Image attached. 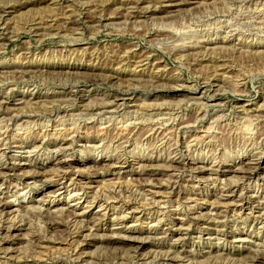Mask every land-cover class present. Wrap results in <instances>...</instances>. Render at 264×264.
Instances as JSON below:
<instances>
[{
	"label": "rangeland",
	"instance_id": "rangeland-1",
	"mask_svg": "<svg viewBox=\"0 0 264 264\" xmlns=\"http://www.w3.org/2000/svg\"><path fill=\"white\" fill-rule=\"evenodd\" d=\"M259 157L264 0H0V264H264Z\"/></svg>",
	"mask_w": 264,
	"mask_h": 264
},
{
	"label": "bare ground",
	"instance_id": "bare-ground-1",
	"mask_svg": "<svg viewBox=\"0 0 264 264\" xmlns=\"http://www.w3.org/2000/svg\"><path fill=\"white\" fill-rule=\"evenodd\" d=\"M163 2V1H162ZM182 2V1H181ZM175 6H177V5H170V8H173V7H175ZM169 12V11H168ZM11 14V13H10ZM117 108V107H116ZM9 111V110H8ZM19 114V113H18ZM95 114V113H94ZM164 117V116H163ZM27 120V119H26ZM252 121V120H251ZM6 122V121H5ZM44 122V121H43ZM78 123V122H77ZM44 124V123H43ZM160 124V123H159ZM65 125V124H64ZM101 125V124H100ZM76 126V125H75ZM72 127V126H71ZM44 129V128H43ZM82 130V129H81ZM64 131V130H63ZM68 131V130H67ZM100 131V130H99ZM252 132V131H251ZM74 133V132H73ZM27 134V133H26ZM178 136V135H177ZM90 137V136H89ZM63 143V142H62ZM40 145V144H39ZM33 146V145H32ZM57 146V145H56ZM34 147V149L33 150H31L30 149V151H26V152H24L25 154L26 153H28V154H33L34 153V150H35V148H38V147H35V146H33ZM19 148V147H18ZM66 148H67V146H66ZM55 149V148H54ZM22 151L23 150H25V148L24 149H21ZM55 152V151H54ZM58 152V151H57ZM56 153V152H55ZM6 154V153H5ZM257 159V158H256ZM253 160V159H252ZM61 161H63V160H61ZM65 161V160H64ZM13 162V161H12ZM66 162V161H65ZM60 163H62V162H60ZM123 163V162H122ZM264 164V158L263 157H259L257 160H255V161H253V162H251L250 164H249V168H251L250 170L251 171H255L256 170V168H258V167H262V165ZM21 165V164H20ZM19 164H16V162L15 163H11L10 161L7 163V162H5L4 163V165L2 166V168H3V174H4V176H7L8 174L9 175H12V174H16L19 170H21L20 168H19V166H20ZM61 165V167L62 168H64V169H66V168H70L71 167V163H64V164H60ZM60 165H59V167H60ZM122 165V164H121ZM125 165H126V163H125ZM137 165H139V164H137ZM145 165V164H144ZM102 166V165H101ZM124 166V165H123ZM127 166V165H126ZM248 166V165H247ZM81 167V166H80ZM92 167V166H91ZM103 168H106V166L105 165H103L102 166ZM264 167V166H263ZM1 168V169H2ZM125 169H128V168H130V170H132L131 172L132 173H134V165H129V166H127V167H124ZM114 169V166H111V169H109V170H104V169H98V170H104V171H112ZM248 169V168H247ZM115 170V169H114ZM23 171V170H22ZM45 171V170H44ZM43 171V172H44ZM89 171V170H88ZM93 171V170H92ZM114 172V171H113ZM19 173V172H18ZM103 173V172H102ZM120 173H121V171H120ZM248 173V172H247ZM38 174V176L36 177V180H35V183H37V182H40L41 180H43L44 178V173H41L40 171L37 173ZM122 174V173H121ZM252 174V173H251ZM31 175V174H30ZM144 175V174H143ZM40 176V177H39ZM41 179H39V178ZM53 178V177H52ZM129 178V177H128ZM69 179H70V174L66 171V172H62L61 174H60V179H59V181H60V184H57V190L55 191V192H53L54 194H58L60 197L61 196H69V198H77L78 200L77 201H79V203H77L76 205H75V207H73L72 209V211L73 212H75L76 213V217L79 219V217H82V216H84V212H82V213H78V211H80L82 208H92L94 205H91L90 207L88 206V207H84L83 206V203H88V198H89V195H91V189H93V187L92 186H89V187H87V189H85V191L84 190H82L81 191V193L80 194H77V192H76V190H74V189H71V187L73 186L71 183H69ZM106 179V178H105ZM24 180H25V178H24ZM46 180V179H45ZM44 180V181H45ZM27 181V180H26ZM43 181V182H44ZM128 181V180H127ZM114 182V181H113ZM121 182V181H120ZM28 183V182H27ZM42 183V182H41ZM40 183V184H41ZM67 183H69L68 185H67ZM31 184V183H30ZM38 184V183H37ZM44 184V183H43ZM86 184V183H85ZM32 185V184H31ZM87 185V184H86ZM111 185V184H110ZM41 186V185H40ZM102 187H103V185H102ZM117 187V186H116ZM100 188V187H99ZM109 188V187H108ZM35 189H36V187H35ZM83 189V188H82ZM105 190V189H104ZM135 190V189H134ZM77 191H79V190H77ZM114 191V190H113ZM116 191V190H115ZM136 192V191H135ZM134 192V193H135ZM96 193V192H95ZM102 193V192H101ZM4 194V193H3ZM50 194V193H49ZM146 194V193H145ZM23 195V194H22ZM30 194L29 193H25L24 194V198L25 199H27L28 198V196H29ZM51 195V194H50ZM15 196V195H14ZM54 196V195H53ZM108 196V195H107ZM46 197V196H45ZM50 197V196H49ZM79 197V198H78ZM92 197V196H91ZM138 197V196H137ZM127 198V197H126ZM227 198V197H226ZM93 199V198H92ZM49 200V199H48ZM223 200V199H222ZM227 200V199H226ZM50 201H51V199H50ZM76 201V202H77ZM43 202V201H42ZM54 202H56V199L53 201V203ZM68 202V201H67ZM111 202V201H110ZM44 203V202H43ZM82 203V204H81ZM101 202H100V200L98 199V198H95L94 199V201L92 202V204H99V208L100 209H103V211L105 212V214H104V216H102V217H104V219H107V217H109L108 215H110V216H112L113 217V221H116V220H119L118 219V217H120V215H123V216H121V220L123 221V222H126V221H128L129 220V216H132V218H133V216H134V211L132 210V209H128L129 211L126 213V210H125V212L124 211H121V209H123L124 208V206H122V207H120V208H118V207H116V208H114L113 206H111V208H109V206H107V207H105L104 205H102V204H100ZM103 203V202H102ZM160 203V202H159ZM212 203V202H211ZM124 204V203H123ZM211 205V204H210ZM21 206V205H20ZM20 206H18V205H12V204H10V203H8V204H5L4 206H3V211H6V213L8 214H10V215H14V214H16V213H19V212H21V209H23V210H25V209H27V211L28 210H30V207H20ZM120 206V205H119ZM165 206V205H164ZM214 206V205H213ZM262 207H264V205H260V207L259 208H256L255 210H256V212L254 213H252V214H254L255 216H253V217H251V218H253L252 220L253 221H260L261 219H263L262 217H264V208H262ZM37 208V207H36ZM50 208V207H49ZM243 209H244V206L242 207ZM45 209V208H44ZM46 209H48V207L46 208ZM36 210H38V209H36ZM49 210V209H48ZM62 210V209H61ZM226 210V209H225ZM26 211V210H25ZM33 211V210H32ZM50 211V210H49ZM49 211H48V213H49ZM82 211V210H81ZM133 211V212H132ZM250 211V210H249ZM2 212V211H1ZM51 212V211H50ZM239 213V212H238ZM252 214H251V216H252ZM236 216V215H235ZM84 218V217H83ZM120 220V221H121ZM133 220V219H132ZM222 220V219H221ZM7 221V220H6ZM184 221V220H183ZM11 222V221H10ZM255 223V222H254ZM96 224V223H95ZM94 224V225H95ZM256 224V223H255ZM47 225V224H46ZM73 225V224H72ZM79 225V224H78ZM35 226V225H34ZM71 226V225H70ZM21 227V226H20ZM20 227H17L16 229L17 230H21V228ZM51 227V226H50ZM93 227V226H92ZM95 228V227H94ZM189 229V228H188ZM11 230V229H10ZM10 230L8 231V232H10ZM93 230V229H92ZM187 229H184V227H176V229L175 230H173V231H171V233H170V238L171 239H176V237H180L181 235H182V232L183 231H186ZM96 231H97V229H96ZM82 235H83V233H82ZM94 235V234H93ZM95 235H97V234H95ZM80 236V235H79ZM116 236V235H115ZM8 237V236H7ZM6 238V237H5ZM73 238V237H72ZM68 239V238H67ZM114 239V238H113ZM128 239L131 241V242H135L133 245H136V246H138V247H142L143 245H144V243L142 242V241H140L139 239L137 240V241H134V236H128ZM178 239V238H177ZM2 240V239H1ZM5 240V239H4ZM7 240V239H6ZM5 240V241H6ZM45 240H46V238H45ZM72 240H75V239H72ZM142 240V239H141ZM1 242H3V241H1ZM239 242V241H238ZM243 242V241H242ZM44 243V242H43ZM73 243V242H72ZM7 244V242H4V244H2L1 243V245H0V247H3L4 245H6ZM65 244V243H64ZM69 245H71V244H69ZM41 246V245H40ZM72 246V245H71ZM75 246V245H74ZM70 247V246H69ZM73 247V246H72ZM76 247V246H75ZM110 247V246H109ZM56 248V247H55ZM42 249V248H41ZM40 249V250H41ZM36 250V249H35ZM0 251H4V254H6V252H8V249L7 248H0ZM68 251V250H67ZM6 261V260H5ZM91 263V262H90ZM167 263V262H166ZM161 264V263H160Z\"/></svg>",
	"mask_w": 264,
	"mask_h": 264
}]
</instances>
